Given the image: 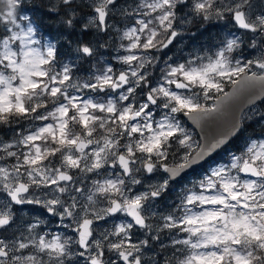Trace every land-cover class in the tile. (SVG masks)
Wrapping results in <instances>:
<instances>
[{
    "label": "snow or ice",
    "instance_id": "1",
    "mask_svg": "<svg viewBox=\"0 0 264 264\" xmlns=\"http://www.w3.org/2000/svg\"><path fill=\"white\" fill-rule=\"evenodd\" d=\"M7 3L0 132L13 135L0 136V264H152L144 252L164 230L174 237L165 264H264V133L187 189L162 223L153 211L170 182L228 142L202 143L182 117L202 128L245 91L264 100V9L252 0H51L67 36L57 46L16 14L20 0ZM194 21L231 27L214 51L158 68L156 53ZM25 205L58 217L65 232L45 231L40 218L18 225L14 206ZM137 228L144 239H133Z\"/></svg>",
    "mask_w": 264,
    "mask_h": 264
},
{
    "label": "rangeland",
    "instance_id": "2",
    "mask_svg": "<svg viewBox=\"0 0 264 264\" xmlns=\"http://www.w3.org/2000/svg\"><path fill=\"white\" fill-rule=\"evenodd\" d=\"M29 3H35L34 0H26ZM43 2V4L50 5L51 0H40ZM129 3L132 2V0H128ZM20 3H23V0H20ZM20 3L16 6V14H17V8L20 6ZM252 3L254 5L253 11L259 13L262 9H264V0H252ZM36 6V5H35ZM8 11V3L7 0H0V16L4 15ZM187 11V9H185ZM27 15L30 17L28 14H23ZM40 18H42V15H38ZM31 18V17H30ZM206 26H213V31L211 35L209 36H204V38H201L199 41L198 38L199 36L202 35V32H204ZM231 27V25H228V27H225V22H212L210 24H199L197 22H192L186 26V30L184 31L183 35L179 37L176 42L171 46L166 51H161L159 53H156L157 56L160 57L161 63L158 64V68H162L164 66L163 61L168 60L169 57L172 58V60L177 61V62H183L185 59H187L190 55L196 54V53H205L208 51H214L215 47L219 45L220 41L225 39V37L228 36V28ZM235 31V29H233ZM77 32L79 33V29H77ZM237 35H240L239 32L236 33ZM213 35L212 42L210 40H206V38L210 37ZM91 37L89 36V39ZM45 43H51L50 40L46 39ZM111 52V55H116V52L113 51L112 49L108 50ZM250 50L246 49L245 50V55L248 54ZM105 59H109L110 57L106 55L104 57ZM154 75H159V72H154ZM229 87L225 88V91H227ZM245 120L247 123L252 124L254 121H259V127L257 128V135L259 138L262 133H264V108L260 107H255L252 110L248 111V113L245 115ZM182 121L185 123V127L189 129L190 132H192L193 136L195 139L200 140L198 134L196 131L187 123V121L182 117ZM13 127L19 128V125H14ZM13 135L12 132H0V136H3L5 139L11 137ZM250 139H255V138H245L243 139V143L239 142V145H241V151L244 149L245 145ZM240 154V153H239ZM238 154V155H239ZM230 160V159H229ZM228 161L225 163L227 164ZM225 164H219L215 163L214 161L211 162L206 170H202L197 175L195 176H190L185 182L180 184L178 187H171L169 185L168 192H170L173 195H179V200L183 193L191 188V184H198L201 179L207 174L210 173L211 170H214L216 167L223 166ZM160 180V175H157L155 178H153L150 183H157ZM154 203V208L153 211L156 209V204L155 201ZM179 201L176 203L178 204ZM175 204V205H176ZM174 205H172L173 207ZM14 210L16 211V216H17V224H23L27 223L30 221L35 220L36 218H40L41 220L47 221L46 224L42 225V228L45 231H50L52 233H64L65 230L60 227V222L58 217H52L48 215L46 212H44L43 209H41L39 206H33V205H25V206H14ZM124 218L122 216H119L113 221L112 219H109L107 222L101 221L99 222L101 228H107L111 229L112 224L119 223L121 220ZM157 223H162V221H158ZM14 229H10L9 233ZM136 233V232H135ZM143 231L137 232L136 235L133 237V239H144V235L142 234ZM66 234L72 235L71 232H67ZM165 234V236L163 235ZM160 235V240H152L150 241L151 247L149 249H146L144 252V259L146 261L152 262V264H165V261L160 260V253L158 252V249L154 246V243H157L158 245L164 244V247L166 246H171V239L174 238L168 230H164L159 233ZM165 241H167L165 243Z\"/></svg>",
    "mask_w": 264,
    "mask_h": 264
},
{
    "label": "water",
    "instance_id": "3",
    "mask_svg": "<svg viewBox=\"0 0 264 264\" xmlns=\"http://www.w3.org/2000/svg\"><path fill=\"white\" fill-rule=\"evenodd\" d=\"M258 95V89H250L248 91H245L240 96L229 102V104L226 106L225 117L206 122L202 128L193 124L192 121H189L198 130L201 137H206L208 140H212L215 137L224 136L227 138L228 142L224 144L221 148L217 149L216 152H213L210 156L205 157V159L202 160L200 164L195 165L193 168H190L185 172L181 173V175L175 181L179 180L181 177L185 176L186 174L203 165L211 158V156L213 157L216 153L225 148L232 139L237 137L242 127L241 118L243 114L249 108L263 101L261 99H256ZM253 99H255V103L251 102Z\"/></svg>",
    "mask_w": 264,
    "mask_h": 264
},
{
    "label": "trees",
    "instance_id": "4",
    "mask_svg": "<svg viewBox=\"0 0 264 264\" xmlns=\"http://www.w3.org/2000/svg\"><path fill=\"white\" fill-rule=\"evenodd\" d=\"M45 10L49 9L48 7H43ZM48 14L50 15V12L47 11ZM58 19L57 18H53V16H50V22L51 24H49L46 28H45V33L48 34L49 36H51L52 38H55V37H61L62 36V31H59L58 28H59V22L57 21ZM77 31V30H76ZM78 33V32H77ZM207 34H210L209 31H206ZM76 37L74 36L73 39H75ZM85 39H88V37H84ZM200 38H202V36H200ZM65 39H67V36H65ZM62 44V43H61ZM60 44V45H61ZM59 45V46H60ZM62 53H66L67 50L66 49H61ZM65 58H67L65 56ZM86 66V65H85ZM262 108H264V104L261 105ZM257 125H259V121H254V124L253 125H250V124H247L245 122V131H244V134H247L245 136H248V138L252 137V135H256V131L255 129H253L254 127H258ZM242 135V136H243ZM240 141V139L238 140V142ZM236 145V143H235ZM235 149H238L235 148ZM238 151V150H237ZM178 198L176 196H174V200L172 201V203L170 204H173V202H175ZM159 203L162 205V209H164L165 211L169 210V197H168V194L167 193H164L162 195V199L159 201ZM165 236V234H163ZM167 241H165L166 243ZM163 245V247H162ZM155 246L156 248L161 252L160 253V260H167L169 258V256L171 255L172 253V247L171 246H166L164 247V244H161V245H158L157 243H155Z\"/></svg>",
    "mask_w": 264,
    "mask_h": 264
},
{
    "label": "flooded vegetation",
    "instance_id": "5",
    "mask_svg": "<svg viewBox=\"0 0 264 264\" xmlns=\"http://www.w3.org/2000/svg\"><path fill=\"white\" fill-rule=\"evenodd\" d=\"M24 1V4H23V6L24 7H29V5H28V2L26 1V0H23ZM27 10H25V8H24V12H26ZM45 16H46V14H45ZM45 22V21H44Z\"/></svg>",
    "mask_w": 264,
    "mask_h": 264
}]
</instances>
